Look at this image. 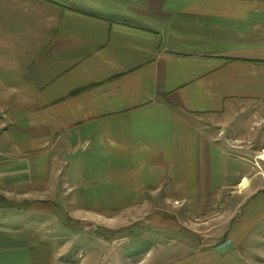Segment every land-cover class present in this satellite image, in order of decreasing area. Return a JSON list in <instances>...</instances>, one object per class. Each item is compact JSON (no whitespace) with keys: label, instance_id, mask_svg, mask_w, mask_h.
<instances>
[{"label":"crops","instance_id":"1","mask_svg":"<svg viewBox=\"0 0 264 264\" xmlns=\"http://www.w3.org/2000/svg\"><path fill=\"white\" fill-rule=\"evenodd\" d=\"M4 91L0 264L122 231L135 264H264V0H0Z\"/></svg>","mask_w":264,"mask_h":264},{"label":"rangeland","instance_id":"2","mask_svg":"<svg viewBox=\"0 0 264 264\" xmlns=\"http://www.w3.org/2000/svg\"><path fill=\"white\" fill-rule=\"evenodd\" d=\"M2 94V98L10 99V93L8 91L0 92ZM256 132L258 134L257 141H251V145L256 151H258V157H262L264 154V131L261 129V126L256 124ZM264 126V125H263ZM263 131V132H262ZM248 143L250 141L248 140ZM257 157L258 160H261ZM263 161V160H262ZM257 164V163H255ZM263 166V164H261ZM262 170L264 172V168L262 167ZM259 183H262L260 181V178H257V181ZM261 190H264V188H258ZM245 188H235L231 190V192H227V198L230 196L229 201H234L233 199H238L240 201L245 197ZM259 191L257 197L255 200L250 204V206L247 208L249 209L252 205V209L256 210L258 213V219L256 220L257 225L252 229L251 234L248 237L247 246H252V259L256 258L260 259L262 256H264V191ZM239 195H235V194ZM175 205H179L178 203H175ZM247 205H242L240 207L239 211L246 210ZM137 211V207L134 209ZM137 213V212H136ZM12 216L10 218H7V221H12ZM23 219H18V224L22 223ZM93 234H98L93 232ZM38 239L44 238L45 236L38 235L36 236ZM130 233L128 231H122V232H115L110 236V239L116 241L113 246L108 248H100L95 247L94 252L90 253L89 250H81V246H83L85 243L89 242L91 238L90 233L83 234V244L81 246L76 245L74 250L69 251L67 254H65V257H61L58 253L57 245L56 244H49L48 247L50 250H47L48 257L51 261L50 264H78L80 260L78 255L81 253L84 261L82 263L85 264H117L118 261L124 262L125 264H135L141 261V257L145 258L147 253L153 254L152 251L148 252V245H143L141 249V244H133L132 241H128L130 239ZM246 245V244H245ZM245 246L243 245L242 252L245 251ZM112 249V251L110 250ZM248 251V250H247ZM250 252V251H248ZM150 256V255H149ZM148 256V257H149ZM147 257V258H148Z\"/></svg>","mask_w":264,"mask_h":264},{"label":"bare ground","instance_id":"3","mask_svg":"<svg viewBox=\"0 0 264 264\" xmlns=\"http://www.w3.org/2000/svg\"><path fill=\"white\" fill-rule=\"evenodd\" d=\"M246 183H247L246 179L242 180L240 187L242 188V187L246 186Z\"/></svg>","mask_w":264,"mask_h":264},{"label":"built area","instance_id":"4","mask_svg":"<svg viewBox=\"0 0 264 264\" xmlns=\"http://www.w3.org/2000/svg\"><path fill=\"white\" fill-rule=\"evenodd\" d=\"M258 158L264 161V154L262 157L259 156Z\"/></svg>","mask_w":264,"mask_h":264},{"label":"trees","instance_id":"5","mask_svg":"<svg viewBox=\"0 0 264 264\" xmlns=\"http://www.w3.org/2000/svg\"><path fill=\"white\" fill-rule=\"evenodd\" d=\"M78 92V91H77Z\"/></svg>","mask_w":264,"mask_h":264}]
</instances>
